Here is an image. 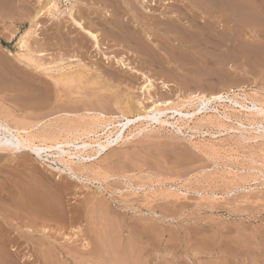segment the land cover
<instances>
[{
	"label": "rangeland",
	"instance_id": "374dc122",
	"mask_svg": "<svg viewBox=\"0 0 264 264\" xmlns=\"http://www.w3.org/2000/svg\"><path fill=\"white\" fill-rule=\"evenodd\" d=\"M70 16L97 33L99 50ZM135 17L151 54L112 40L110 22L131 27ZM29 27L27 47L42 61L80 62L99 83L55 86L20 66ZM120 57L139 73L116 65ZM140 73L152 99L140 95ZM231 89L233 101L206 111L184 103ZM128 96H141V110L172 100L173 125H127L79 179L53 150L46 161L28 150L0 155V264H264V115L249 109L264 107V0H0V120L17 137L46 128L62 139L89 114L132 116Z\"/></svg>",
	"mask_w": 264,
	"mask_h": 264
},
{
	"label": "bare ground",
	"instance_id": "6f19581e",
	"mask_svg": "<svg viewBox=\"0 0 264 264\" xmlns=\"http://www.w3.org/2000/svg\"><path fill=\"white\" fill-rule=\"evenodd\" d=\"M145 2H146V0H145ZM55 6L56 5H54V4L47 5L45 8V13L47 15H52L54 12L53 8H55ZM144 11H146L147 13H149V12L151 13L150 8H144ZM137 15H141L140 12H137ZM70 17H71L70 20L72 21V24L76 26V30L78 28V30L81 29L85 33V35H84L83 33L79 32V39L83 40V38H85V39L87 38L88 40H86V41H90V43L97 50H99L100 49V39H99L97 33H94L92 31L86 29L73 16H70ZM133 17H134V15H133ZM110 23L112 25V30L115 31V33L112 31V35H114V38H112V40H115L116 43H120V42L121 43H124V42L129 43L131 41H135V44L137 42L136 46H134L135 49L140 48L142 51H144L147 54H151L152 52H154L153 48L146 43L145 39L141 35L140 30L136 29V26L139 25L137 17H135L134 20L132 21V24H134V25L131 27L129 26L131 29H129V27H127V25L122 21L117 20V21H114V23L113 22H110ZM29 28L30 29L27 30L26 33L20 38V41H18L19 42L18 45L20 46V48L22 50H24L20 54L16 55L15 60L17 61V63L19 65L21 64L25 68L30 67L32 70H34V72H38L39 74H43L47 77L52 78L55 86H59V85L67 86V85H71V84H75V83L78 84V83L83 82L85 84L91 85V87H92L93 85H97L99 83V77H100L99 73H94V74L90 73V68H85L86 66H84L80 62H76L75 64H72L70 61L63 62V59H61V58L59 60H55L53 62L42 61L41 56L35 55L34 51L30 50V48L27 47L28 46L27 43H29V42H27L26 36L32 30L31 27H29ZM78 30H77V32H78ZM110 37H111V34H110ZM82 40H81V42H83ZM138 42H140L139 43L140 46H138L139 45ZM21 49H20V51H21ZM106 59L110 61L108 56L106 57ZM114 61H115V64L118 65L120 68L126 69V70L130 71L131 73H135V74L139 73V71L137 69H134L127 62H125V60L122 57L115 58ZM15 64L16 63H13V61H12L11 63L6 64V67L14 69L16 74L20 73L24 76H27L28 73L23 72L22 71L23 69L16 68ZM75 66H80L83 69L82 70H71L72 67H75ZM140 75H141V78L143 80L141 86L138 87V90L141 91L140 95L143 94L144 95L143 99H145V100L146 99H152L151 95H150V91H151V89H153L154 84H153L151 78H149L146 74L140 73ZM32 77H33V75H32ZM94 80H96V81H94ZM104 86H105V84H102V85L98 86L97 88H91L90 87L91 92H89L88 95L103 89ZM23 88H24V86H18V89H16V90L23 93V90H22ZM26 89H28V87ZM57 89L58 88L56 87V90ZM24 91H25V89H24ZM233 91L234 90L231 89L230 91L227 90L226 92H223V93L210 94V96L207 98L204 97V93H203V95H199L200 93L199 94H193V95L190 94L191 96L187 100H185L184 103L185 104L187 103V105H188V104L193 103V100H196V102H195L197 104L196 109H198V110L201 109V110L206 111L208 109L207 105L209 102H214V101L225 102L226 100H228L230 102L233 101V99L229 98V95H228L231 92L233 93ZM82 92L84 94V91L81 90V93ZM86 93H87V91H86ZM80 94H79V96H80ZM146 94H147V96H146ZM72 95H74V94L72 93ZM234 95H236V94H234ZM171 101L170 100L155 101V102L152 101V105L148 108L146 107L148 110H145V109L141 110V108L144 107L143 100H141V96L139 98H133V97L128 96L126 101H124V106H125L124 109H129L131 111V108H134V106H135L136 108H135L134 114L132 116L126 115L125 112H123V111L120 113V115H114L111 117L105 116V114L102 112H98L96 114H91V115L89 114L86 117L87 119H89L87 122H85V123L83 122V125H81V126L74 127V128L72 127L74 129V133H72L70 137L67 136L66 138H62V139H60V138L57 139L55 137L56 132H54L52 130H47L46 128L45 129L40 128V129L32 130V131H28L27 129H23L25 134L21 135L20 137H17L16 134H14V132H13V129H12L13 127L8 126L3 120H0V155L5 154V153L6 154L7 153L16 154L17 152L28 150L32 154H34L38 159H40L42 161H46L45 152L53 150L54 152H52V154H56L58 156L57 160L60 163L64 164V166L67 167L68 170H70L72 172V173H70L69 177H72L73 179H79V176H80L79 173H81V171H83L87 168L84 161L88 158L95 157L96 155L100 154L102 151L109 149V147H111L114 143L120 141L122 139V137H124L123 132H124V128L127 125H129L131 123H135L136 121H140L141 125H151V121H153V120L159 124L167 123V124L173 125L172 122L171 123L168 122L167 119H168L169 115H168V113H166V109L174 107V106L170 107V105L172 104ZM18 103H19V101H18ZM32 103L36 104V102H34V101ZM116 104H118V103H116ZM246 107H248V106H246ZM249 109H256L262 115H264V107L263 106H259V107L252 106V107H249ZM213 110H215V109H213ZM179 113L181 114L182 111H180ZM103 114H104V117H103ZM121 117L124 118L126 121H120L119 118H121ZM207 118H209L210 121L212 120V118L210 116H207ZM200 119H203V118H200ZM73 120H76V119H73ZM143 121L145 122L144 124H142ZM111 125L113 126L112 130L109 127ZM145 127L146 126H144V128H142V129H145ZM259 127H261V126H259ZM98 130H100V131H98ZM262 130L264 131L263 128H262ZM65 133L69 134L66 131H65ZM113 133L115 135L114 138H112V135H111ZM133 133H134V131H133ZM133 133L131 132V134L128 137H130ZM81 136L88 137L90 140L89 143L78 144V142L76 140L82 138ZM91 138H92V140H91ZM48 141H51V142H48ZM74 144H76V146H75L74 151H73L71 149V146ZM87 146H89L90 152H92V153L89 154L88 156L81 155V153L83 151H85ZM74 158L77 159V161H74L73 160ZM74 165L77 166V168H74ZM61 171H63V170H61Z\"/></svg>",
	"mask_w": 264,
	"mask_h": 264
}]
</instances>
